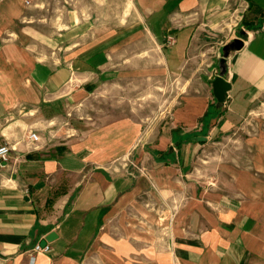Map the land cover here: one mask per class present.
I'll list each match as a JSON object with an SVG mask.
<instances>
[{"label": "crops", "instance_id": "1", "mask_svg": "<svg viewBox=\"0 0 264 264\" xmlns=\"http://www.w3.org/2000/svg\"><path fill=\"white\" fill-rule=\"evenodd\" d=\"M128 2L108 31L97 10L120 0H0V264H264V0ZM238 38L220 106L211 79ZM136 86L148 106L69 125Z\"/></svg>", "mask_w": 264, "mask_h": 264}, {"label": "rangeland", "instance_id": "2", "mask_svg": "<svg viewBox=\"0 0 264 264\" xmlns=\"http://www.w3.org/2000/svg\"><path fill=\"white\" fill-rule=\"evenodd\" d=\"M120 2L122 4H120L119 7L117 6H101L98 8L97 13L99 14V17L97 19V21L100 24H103L104 27L109 31L112 29H115L123 24H125V22H127L128 18H123L122 16L124 14L128 13V0H120ZM111 5V4H109ZM72 7L69 6H62V7H57V8H43L42 10H40L41 15L39 17L40 21H44V28H47V20L49 17H59L60 19H62L63 17H65L66 12L68 10H72ZM119 10L120 15H121V19L117 22L115 21H111V16L117 13V11ZM47 17V18H46ZM60 29L63 28V24L58 25ZM59 30L54 31V29L52 30V32H58ZM207 41V46L208 49L211 50L212 47L217 46L218 43H220L221 41H223L222 37L220 36H211L209 35V39L206 40ZM218 73V72H217ZM178 83H175L174 81L171 82L172 88L171 90H180L181 86L177 85ZM147 91L148 88H144V87H137L135 89V92H128V89L126 88H122L120 92H118V96H116V94L114 95V97H108L106 96L107 94H109V92H100L99 96H95L92 97L91 99H89L88 101H86V103H84L82 105V107H78L76 106L75 109H72L71 111H69L67 114V119L69 122V125L71 124L72 127L74 128H79L80 124L82 123L84 127H90L92 129L95 128L96 124L101 123L102 121L104 122H108V121H114L113 119L115 117L119 116V113L125 110H132V109H140L143 108L144 106H148V104H144L143 101H141V98L144 96V91ZM169 91V89L165 88H161V90L156 89V88H152V99L154 97L157 98V94L159 93V98L160 97L164 98V97H169V94L171 93H167ZM150 95V93H149ZM156 95V96H154ZM163 105V104H162ZM158 106V107H157ZM159 106L158 104H154V103H150L148 109H146L145 111H143L144 113H148V110L150 112V110H154V109H158L159 110ZM165 106V104L163 105ZM161 106V107H163ZM168 106V104H167ZM156 109V110H157ZM165 108H163L164 110ZM157 110V111H158ZM120 111V112H117ZM143 112L141 114H143ZM259 120L262 121L264 119V109L262 114L259 115ZM109 119V120H106ZM144 120V118H141Z\"/></svg>", "mask_w": 264, "mask_h": 264}, {"label": "water", "instance_id": "3", "mask_svg": "<svg viewBox=\"0 0 264 264\" xmlns=\"http://www.w3.org/2000/svg\"><path fill=\"white\" fill-rule=\"evenodd\" d=\"M243 39H234L230 43L226 44L222 50V56L219 60L218 73L211 79V88L212 94L216 103L222 105L225 101L226 94L230 90V85L224 80L226 74V60L230 53L238 52L243 47ZM54 234L48 235L40 244L41 247H44L47 243H50L54 239Z\"/></svg>", "mask_w": 264, "mask_h": 264}, {"label": "built area", "instance_id": "4", "mask_svg": "<svg viewBox=\"0 0 264 264\" xmlns=\"http://www.w3.org/2000/svg\"><path fill=\"white\" fill-rule=\"evenodd\" d=\"M28 4V2H26ZM168 43L169 45L174 43V40L172 38H168ZM217 75V73H215ZM215 74L212 76V78L215 76ZM28 139L36 142L37 141V136L33 133L29 134ZM10 147L8 145H0V165L7 163L8 159H9V153H10ZM128 159V158H127ZM124 160L127 163V167L128 165H132L128 160ZM50 250V247L48 245H45L44 247H41L40 245H35L33 250L35 253H48Z\"/></svg>", "mask_w": 264, "mask_h": 264}]
</instances>
